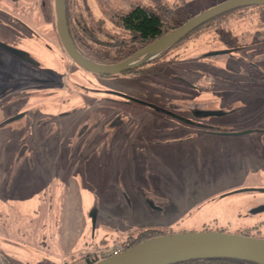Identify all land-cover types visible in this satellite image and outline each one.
Segmentation results:
<instances>
[{"label":"rangeland","instance_id":"1","mask_svg":"<svg viewBox=\"0 0 264 264\" xmlns=\"http://www.w3.org/2000/svg\"><path fill=\"white\" fill-rule=\"evenodd\" d=\"M132 1L89 4H104L102 26L108 35L119 30L114 14ZM159 1L190 18L223 0ZM7 6L0 0V39L28 53L34 63L6 52L9 60L0 66L3 264H82L76 260L85 252L102 255L147 227L177 232L219 226L236 232L258 223L264 233L259 205L264 201L259 189L264 186V80L248 85L233 74L236 60L244 59L258 60L264 71L263 38L253 37L257 27H264L263 12L246 14L244 21H252L246 24H238L243 16L232 18L240 26L221 37L204 31L165 58L230 49L235 30L250 27L245 33L249 46L233 54L205 56L195 65L179 59L151 64L139 74H99L76 65L57 39L46 37L49 28L58 36L54 0H18L21 10ZM26 10L32 11L25 19L33 27L20 16ZM184 65L201 72L206 65L216 77L196 80ZM178 75L213 88L197 89ZM35 76L56 82H39ZM198 107L225 111L198 117L214 131L165 112L194 119ZM247 129L252 130L227 133Z\"/></svg>","mask_w":264,"mask_h":264},{"label":"trees","instance_id":"2","mask_svg":"<svg viewBox=\"0 0 264 264\" xmlns=\"http://www.w3.org/2000/svg\"><path fill=\"white\" fill-rule=\"evenodd\" d=\"M102 2L99 3L101 4ZM101 6L97 5L95 2L94 4H89V0H66L67 24L75 46L78 48V50H80V52H82V54H84L88 58L97 62L104 63L117 62L127 58L137 50L141 49L148 43L154 41L156 38L162 36L164 33L180 25L189 18L188 13L182 12L181 9H179L175 5H169L168 3L163 1L157 0L154 4H151L139 0H133L128 8H124L120 11H117L118 13L114 14L116 20L113 22L115 26L119 28V30H116V32L113 34L107 35V32H105L104 27L102 26V22L104 23L105 19L104 17H102V13L105 15L107 11L103 9V7H105L104 4H101ZM259 11L263 12L261 21L264 22V4L241 6L219 14L194 28L182 39L163 50L157 57L153 58L147 63L130 68L125 71L128 73H140L146 66H149L151 64H174L176 63L174 61H178L176 59L185 61L188 64L194 62L195 65V62L199 63L198 59H204L205 56L201 54L183 56V54H181L180 52H176L177 54L175 55L177 56H175V58H165V55L172 48V51L178 49L180 47L179 45H182L183 42L190 38H196L200 36L204 31L212 35V37L217 33V35L221 37L224 31H231L234 28L240 26L232 24V18L236 19L235 17L238 18L239 16H243L245 18L238 21V24L250 23L252 22L251 19H249L248 21H244V19H247L246 16L249 13ZM225 24H227V26ZM219 29H221V31H218ZM259 29L261 28L257 27L256 36L260 33ZM249 31H251L250 27L246 30H241V34H245ZM204 63L212 66V61H204ZM192 66L184 65V67H186L184 69L189 74H195L196 80L204 76L206 79H210V77L212 78L213 76H215L212 72H210L209 68H207L206 65H204L203 67L206 68V70L202 72L199 69H196V66H193L194 68ZM178 77L184 81L190 80L186 75H178ZM189 82L193 85H197L198 87H200L201 85H208L201 84L199 81L194 82L190 80ZM253 228L254 226L243 228L237 230L236 232L245 235L260 236L253 233ZM211 229L225 231V227L219 226L212 228L205 226L202 230ZM171 232H173V230H162L153 227L141 228L136 233L129 235L126 241V247H130L147 238ZM100 258H102V256L96 255L95 251H88L80 256V258H78V260L76 261H83L82 264H92ZM8 260L10 261L9 258ZM8 264H10V262H8ZM163 264L263 263L237 256L212 255L182 258Z\"/></svg>","mask_w":264,"mask_h":264},{"label":"water","instance_id":"3","mask_svg":"<svg viewBox=\"0 0 264 264\" xmlns=\"http://www.w3.org/2000/svg\"><path fill=\"white\" fill-rule=\"evenodd\" d=\"M56 12V26L59 37L68 55L74 60L76 64L82 68L99 74H113L130 68L142 65L150 58L160 54L167 47L182 39L194 28L201 25L205 21L227 12L231 9L247 5L264 4V0H223L208 8L194 14L186 21L171 29L166 34L156 38L154 41L148 43L141 49L137 50L127 58L112 62L104 63L94 61L78 50L75 46L67 24L66 16V0H54ZM11 52L18 54L22 50L13 46L1 43ZM231 49H219L210 52H205L202 55H216L225 52H230ZM158 51L157 54L150 58H145L150 52ZM121 95L128 100H137L133 97ZM143 102V101H141ZM147 105L153 106L158 110L165 109L154 104L143 102ZM174 118L180 119L190 124L206 126L193 119L186 118L172 111H166ZM221 110H205L195 112L196 116L215 114H224ZM25 112L12 115L2 122V125L11 122L23 116ZM252 129L243 131L227 132L229 134L247 133ZM249 189V188H245ZM264 191V187H260ZM243 190V189H240ZM95 220V219H94ZM212 255H228L237 256L256 260L264 264V236L245 235L238 232L222 231L217 229L211 230H184L160 234L154 237L147 238L130 247H127L121 252L110 254L102 257L92 264H163L177 259L198 257V256H212ZM0 264H3L0 257Z\"/></svg>","mask_w":264,"mask_h":264},{"label":"flooded vegetation","instance_id":"4","mask_svg":"<svg viewBox=\"0 0 264 264\" xmlns=\"http://www.w3.org/2000/svg\"><path fill=\"white\" fill-rule=\"evenodd\" d=\"M11 3V4H10ZM6 4L8 5L7 7H6V9H13V10H21V9H16V6L18 5V0H6ZM16 5V6H15ZM27 12H29V13H31L32 14V11H27L26 10V12L24 11V13H22V14H20V16L23 18V19H25L26 18V14H27ZM55 14H56V12H55ZM50 16V15H49ZM25 22L26 23H28V21H26V19H25ZM31 27H33V25L29 22L28 23ZM35 29L37 28V27H34ZM39 28V27H38ZM261 29H259L260 30V33H259V35H257L256 36V32H253V37L254 38H263V42H264V27H260ZM56 29H57V26H56ZM256 31V30H255ZM229 32H232V30L231 31H229ZM247 33H251V31H249V32H247ZM47 36L46 37H50V38H52V39H54V40H56L57 41V43L59 44V45H61V48L63 49V51H65L66 53H67V51H66V49L64 48V46H63V44H62V41H61V39H60V37H59V33H58V30H57V34H58V36H55L54 34H53V30H52V28H49L48 30H46V33H45ZM260 34H262V35H260ZM52 35H54L55 36V38H53V36ZM248 35V34H247ZM59 38V40H58V38ZM239 37V38H238ZM235 42H236V44L235 45H233V46H231V47H229L230 49H231V51H230V54L232 53H234L235 51H237V50H242V49H245L246 47H248L249 45H247V41L248 40H246V35L245 34H241V31H237V30H235ZM1 43H4V44H7V43H5L3 40H1L0 39V48H1V50H2V52H0V66H5L6 65V62L9 60H7V57L9 56V55H7L6 54V52L8 53V54H10V55H13V56H15V57H17L18 59H20V60H23V61H25V62H28L30 65L31 64H33L34 62H32V59L29 57V55H28V53H26L25 51H23V52H21V53H18V54H15V53H13V52H11L9 49H7L5 46H3V45H1ZM260 44V43H259ZM7 45H9V44H7ZM16 48V47H15ZM19 49V48H18ZM21 50V49H20ZM233 50V51H232ZM68 54V53H67ZM69 56V55H68ZM70 57V56H69ZM70 59L74 62V60L70 57ZM236 60V59H235ZM75 63V62H74ZM236 66H237V69L235 70V72L233 73L234 75H236V76H240L241 78H242V80L241 81H243V82H245L246 84H248V85H250V84H253V83H255V82H261V81H259L260 79H262V80H264V71H263V68H262V66H261V64L258 62V60H254V59H244V60H236ZM76 64V63H75ZM76 65H78V64H76ZM79 66V65H78ZM79 67H81V66H79ZM82 68V67H81ZM84 69V68H83ZM86 70V69H85ZM88 71V70H87ZM133 74H139V73H133ZM216 77V75L215 76H213L212 78H210V79H214ZM35 79H36V81H39V82H53V83H55L56 82V80H54V79H49V78H46V77H41V76H35ZM182 80V79H181ZM182 81H184V80H182ZM190 80H185L184 82L186 83V84H189L190 86H193V87H196L197 89H202V88H213L212 86H210V85H206V86H200V87H198L197 85H193V84H191L190 82H189ZM264 82V81H263ZM211 84L213 83V85H214V83H216V81L215 82H210ZM49 84H51V83H47L46 85H49ZM201 84H203V83H201ZM217 84V83H216ZM41 85H43V84H41ZM46 85H43V86H46ZM217 85H219V84H217ZM217 85H216V89L218 88L217 87ZM43 88V87H42ZM89 90H91V89H89ZM121 97H123V96H121ZM123 98H125V97H123ZM125 99H127V98H125ZM128 100V99H127ZM130 101V100H129ZM196 110H195V112H200V111H205V109H201V107H198V108H195ZM166 112V111H165ZM167 113V112H166ZM63 114H65V113H61V115H63ZM195 115V114H194ZM196 116V115H195ZM194 116V121H196V122H200L199 121V119H198V117L199 116H202V115H199V116H196L195 117ZM173 117V116H172ZM201 123V122H200ZM190 124V123H189ZM193 125H196V124H193ZM196 126H198V127H200V128H210V130L212 129V131H214L213 130V128L214 127H208V126H200V125H196ZM262 163H263V161H264V155L262 156ZM263 167H264V165H263ZM261 171H264L263 169H261ZM262 187H264V186H262ZM259 205H260V207H262V209H264V201H260L259 202ZM252 226H254V230H253V233H255V234H257V235H260V236H264V233H262V228L258 225V223L256 224H253Z\"/></svg>","mask_w":264,"mask_h":264},{"label":"built area","instance_id":"5","mask_svg":"<svg viewBox=\"0 0 264 264\" xmlns=\"http://www.w3.org/2000/svg\"><path fill=\"white\" fill-rule=\"evenodd\" d=\"M126 248H127L126 244H118V245L114 246L113 248H110L108 250H104L103 251L104 254L102 253V255H101V254L97 253L96 255L105 257V256H108L110 254L121 252V251L125 250Z\"/></svg>","mask_w":264,"mask_h":264},{"label":"bare ground","instance_id":"6","mask_svg":"<svg viewBox=\"0 0 264 264\" xmlns=\"http://www.w3.org/2000/svg\"><path fill=\"white\" fill-rule=\"evenodd\" d=\"M158 51H152L150 52L145 58H150V57H153L157 54Z\"/></svg>","mask_w":264,"mask_h":264}]
</instances>
